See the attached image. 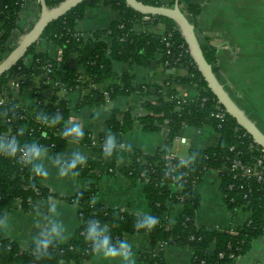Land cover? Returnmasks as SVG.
Masks as SVG:
<instances>
[{
    "label": "trees",
    "instance_id": "16d2710c",
    "mask_svg": "<svg viewBox=\"0 0 264 264\" xmlns=\"http://www.w3.org/2000/svg\"><path fill=\"white\" fill-rule=\"evenodd\" d=\"M25 1L3 0L0 3V60L11 50L7 40L16 28ZM61 1L45 0L47 7ZM141 1L160 5L157 0ZM100 4L110 5L117 12V18L105 29L82 36L75 30L77 21L87 8ZM199 12L197 4L186 3V15L190 18ZM147 17L144 19V15L123 0H83L50 22L41 38H46L57 48L59 59L37 51L35 43L25 54L31 55L29 64L21 59L0 76V91L17 72L40 78L39 89L34 94L36 100L30 106L20 107L9 95L0 104V138L16 139L22 145L34 141L57 158H61L67 143H76L86 148L90 155L72 171L81 177L120 171L128 178L142 182L151 213L138 216L96 204L93 202L96 185L90 184L85 191L68 197V201L79 208L80 224L67 242L52 241L46 249H41L38 244L20 249L0 231V264H83L93 255L87 228L94 221L104 226L114 245L122 241L125 233H145L152 251L139 253L138 264H165L163 249L169 244L189 250L190 264H233L250 250L254 240L264 234V173L260 179L245 178L239 175L238 169L232 168L234 159L251 164L264 152L255 144L254 148H249L253 144L251 137L229 115L225 114L223 118L213 115L216 98L192 62L174 21L161 16ZM158 23L164 27L161 34L134 28L135 24L147 29ZM200 46L215 71L214 49L202 40ZM117 63H127L128 69L115 71ZM133 66L154 73L174 68L185 74L169 75L162 86L153 85L155 90L151 92L148 83L136 84ZM88 84L104 85L110 98L130 94L145 96L144 108L148 113L133 117L128 111L114 109L106 120L108 132L93 135L85 131L79 140L65 136L71 111L101 102L102 93H83L74 108L57 94L62 89L74 90L76 86ZM176 84L194 86L192 98L181 102L176 97ZM134 121L146 131L156 130L165 122L169 142L179 135L183 126L207 125L217 132V142L210 147L191 150L188 159H168V149L146 152L121 143L117 136L127 131ZM108 134H112L116 142L111 154L104 149ZM122 159L127 163L118 168ZM209 170L215 171L219 178V189L229 213L236 214L238 208L247 213L242 225L234 232L225 227L195 223L199 205L195 186ZM41 179L42 176L35 174L33 166L26 162L22 151L14 156L0 154V218L13 199L19 200L26 211H32L36 200L46 198L47 190L41 186ZM174 204L181 206V212L171 224L167 213ZM149 217L155 220L150 228L144 226Z\"/></svg>",
    "mask_w": 264,
    "mask_h": 264
},
{
    "label": "crops",
    "instance_id": "0c3cea01",
    "mask_svg": "<svg viewBox=\"0 0 264 264\" xmlns=\"http://www.w3.org/2000/svg\"><path fill=\"white\" fill-rule=\"evenodd\" d=\"M3 0H0V3ZM161 5L171 6L175 0H157ZM181 10L186 14V3H195L200 12L190 18L194 23L199 40L205 41L214 49L216 56L215 75L235 103L264 133V2L263 0H177ZM39 15L38 0H26L21 9L16 28L11 32L7 45L12 49L22 36L33 26ZM117 18V12L108 4H100L86 9L84 15L75 25V30L82 36L105 29ZM145 28V27H144ZM145 30V29H143ZM146 30L161 34L164 27L161 23L149 26ZM104 39L106 37L104 36ZM36 50L48 55L59 51L46 38L36 43ZM23 62L29 64L31 55L25 56ZM115 71L128 69L127 63L114 65ZM136 84L148 83L150 87L162 86L169 75H184L183 70H161L155 73L141 66H133ZM39 78L24 79L18 91L11 90L13 100L22 107L34 103L33 90L39 84ZM154 85V86H153ZM86 90L77 88L58 93V97L69 102L74 108L79 97ZM175 91L180 97L189 100L195 93V87L187 84H176ZM145 96L140 94L120 95L110 98L102 95L101 102H94L71 111L68 127L79 124L83 132L93 135L108 132L106 120L114 109L128 111L133 117L144 116L148 112L144 108ZM237 101V102H236ZM168 127L161 123L158 129L146 131L142 125L134 121L132 126L120 136L124 146L140 148L146 152L157 148L168 149ZM109 136V134H108ZM111 136H113L111 134ZM179 136L186 138V143H178L177 156L188 159L190 151L215 145L217 132L210 126H183ZM114 137V136H113ZM90 152L73 142L67 143L61 158L54 157L46 151L43 164L45 176H42L41 186L47 190L44 199L35 201L32 211H26L19 200H11L4 208L0 218V231L6 238L14 242L20 249L38 244L41 234L46 231L51 221L61 226L59 236L52 241L67 242L79 227L78 206L68 197L85 191L90 184L96 185L93 202L124 212L147 216L151 207L146 199L142 182L132 180L122 172L104 173L98 177H81L74 171L62 172L61 164L70 161L74 156L83 157ZM59 162V163H58ZM127 163L126 159L117 166ZM199 205L195 213V223L206 227L237 228L243 221L244 212L239 210L232 215L227 210L222 193L219 189V179L216 173L206 172L195 186ZM55 204V213L49 212V205ZM181 212V206L174 204L167 213L168 221L173 224ZM122 241L131 247L133 264H138L139 253L152 251L145 233H125ZM165 264H190L191 253L185 248L174 244L163 249ZM72 264V263H69ZM83 264H121L119 258L105 260L99 254H94ZM233 264H264V235L252 242L250 250L239 256Z\"/></svg>",
    "mask_w": 264,
    "mask_h": 264
},
{
    "label": "water",
    "instance_id": "95a60500",
    "mask_svg": "<svg viewBox=\"0 0 264 264\" xmlns=\"http://www.w3.org/2000/svg\"><path fill=\"white\" fill-rule=\"evenodd\" d=\"M83 0H62L53 7H47L45 0H38L39 15L33 26L22 36L18 44L0 60V76L13 68L24 58L31 45L37 43L47 25L80 4ZM127 6L144 16L167 17L178 27L187 47V51L198 72L206 83L217 102L224 108L227 115L235 120L237 125L249 135L258 147L264 151V133L235 103L223 85L218 81L215 71L204 57L200 40L194 23L180 8L175 0L171 6L146 4L141 0H123ZM264 2V0H263ZM155 88L150 87L154 92Z\"/></svg>",
    "mask_w": 264,
    "mask_h": 264
},
{
    "label": "clouds",
    "instance_id": "9594fccd",
    "mask_svg": "<svg viewBox=\"0 0 264 264\" xmlns=\"http://www.w3.org/2000/svg\"><path fill=\"white\" fill-rule=\"evenodd\" d=\"M65 136L74 137L79 140L83 137L84 132L79 124L73 123L69 126L65 133ZM116 142L115 137L109 134L108 139L104 143V149L107 154L115 149ZM18 151H22L23 156L27 163L33 166L35 174L45 176L43 164L45 162L46 150L36 142H29L27 144H20L16 139L0 138V154H7L14 156ZM83 162V157L74 156L66 164H61L62 172L70 169H74L78 163ZM59 163V162H58ZM49 212L55 213V204H50ZM155 223V220L149 217L145 222L144 226L151 227ZM61 231V226L54 221L49 223L48 228L44 233L41 234V238L38 241V247L46 249L51 240L57 238ZM87 239L92 244V250L94 254H99L105 260H115L119 258L121 264H133L131 247L127 242H119L118 245H114L108 237L105 228L99 222H92L87 228Z\"/></svg>",
    "mask_w": 264,
    "mask_h": 264
},
{
    "label": "built area",
    "instance_id": "2783aa9c",
    "mask_svg": "<svg viewBox=\"0 0 264 264\" xmlns=\"http://www.w3.org/2000/svg\"><path fill=\"white\" fill-rule=\"evenodd\" d=\"M147 18H148L147 16H144V19H147ZM134 28H135L136 31H138V30L145 31L146 30V27L145 28L143 26L141 27L138 24H135ZM143 29H145V30H143ZM57 58L59 59V55H58ZM169 69L173 70L174 68H169ZM34 77L39 78L36 75L29 74V73H21V72H17L13 76H11L8 79L6 87H4L0 91V104L3 103V101L5 100L7 95H9L10 99H13V95L11 94L12 93L11 90L18 91L21 88V84H22V81L24 79H30V78H34ZM83 77L84 76H81V78H83ZM78 87L81 88L82 90H86V91H84V93L90 92V91H100V93H102V95H105V96L108 95V92L105 90L104 85H96V84H88L86 86L80 85V86H76L75 89H77ZM38 89H39V84H37L34 87V90L32 92L33 93V97H34V102L36 100L34 94L38 91ZM65 90L66 89H62L58 93H61V92L65 91ZM176 97L181 102H187L188 101V100L180 97L179 94H176ZM213 108H214L213 115L215 117H217V118H223L225 116V114H227L226 111L224 110V108L217 102V100H216V103H215ZM178 143H186V138L183 137V136L177 135V136H175L172 139V141L170 142V145L168 147V155H167L168 159H178V156H177ZM253 145H254V142H253V144L249 145V148H254ZM261 151L264 152L262 149H261ZM263 162H264V155H261L259 158H256V160L253 163H251V164H243L239 160L234 159L233 163H232V168L233 169L234 168L238 169L239 170V175L241 177H245V178L253 177V178H256V179H260L261 176L264 173ZM213 172L216 173L215 171H213ZM239 210H241V209L238 208L236 210L237 211L236 213H238ZM243 212H244V218H243L242 223L244 222V219L246 218V215H247V213L245 211H243ZM242 223L240 224V226L242 225ZM228 228H229V230L231 232H234L236 230V228H233V227H228Z\"/></svg>",
    "mask_w": 264,
    "mask_h": 264
},
{
    "label": "rangeland",
    "instance_id": "374dc122",
    "mask_svg": "<svg viewBox=\"0 0 264 264\" xmlns=\"http://www.w3.org/2000/svg\"><path fill=\"white\" fill-rule=\"evenodd\" d=\"M237 102V101H236ZM209 171H212V170H209ZM213 172V171H212ZM264 235V234H263Z\"/></svg>",
    "mask_w": 264,
    "mask_h": 264
}]
</instances>
